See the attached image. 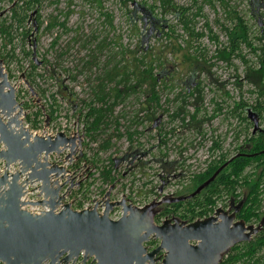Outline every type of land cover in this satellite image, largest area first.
I'll list each match as a JSON object with an SVG mask.
<instances>
[{
	"label": "rangeland",
	"instance_id": "1",
	"mask_svg": "<svg viewBox=\"0 0 264 264\" xmlns=\"http://www.w3.org/2000/svg\"><path fill=\"white\" fill-rule=\"evenodd\" d=\"M25 1L0 0V22L10 25V37L0 33V58L16 88L24 122L37 109L48 112L56 99L57 119L32 130L78 132L82 137L69 158V148L52 155L74 176L72 186L68 180L63 188L73 198V207L101 199L108 189L114 199L126 195L138 205L187 196L197 188L194 174L221 153L231 157L251 134L245 108L258 101L264 128V92L245 76L248 66L259 67L256 54L241 44L240 56L230 63L216 55L227 44L225 27L231 28L236 16L246 21L251 35L264 31V0H258L259 6L250 0H170L171 6L159 0H38L29 9ZM172 4L187 8L190 26L203 33L200 38L189 37L182 10L175 11ZM150 62L154 72L162 67L172 78L155 86V107L147 99L150 86L135 76ZM33 63L37 69L32 72ZM116 90H124L122 96ZM90 101L105 110L98 129L88 133L91 118L86 120L84 114ZM238 102L248 106L235 111ZM180 106L185 115L172 118ZM197 107L195 122L190 116ZM151 114L155 121L147 118ZM214 141L220 146L214 148ZM104 169L112 181L104 180ZM260 172L261 167L249 166L243 175L252 181ZM247 191L248 186L241 185L236 193ZM262 199L264 212V194Z\"/></svg>",
	"mask_w": 264,
	"mask_h": 264
},
{
	"label": "water",
	"instance_id": "2",
	"mask_svg": "<svg viewBox=\"0 0 264 264\" xmlns=\"http://www.w3.org/2000/svg\"><path fill=\"white\" fill-rule=\"evenodd\" d=\"M15 89L0 58V161L4 168L15 162L19 165L13 174L6 170L0 174V264H77L81 252V264H219L226 251L249 240L257 230L243 220L234 221V214L227 215V211L190 222L178 217L161 224L154 222L159 204L199 194L242 153L229 157L187 196L167 197L138 207L123 198L110 201L108 189L101 199L102 212L97 210L98 202L80 210L64 203L56 211L63 199L59 191L73 176L65 166L49 162L48 156L69 148V158L76 146H81L82 137L78 132L41 135L32 131L24 125ZM247 111L256 130L258 116L250 108ZM21 174L26 178L19 182ZM34 182L39 184L29 191L41 198L22 201L25 186ZM25 204L47 209L35 214L23 209ZM115 206L122 210L116 220L109 217ZM151 239L158 241L154 247L147 244Z\"/></svg>",
	"mask_w": 264,
	"mask_h": 264
},
{
	"label": "trees",
	"instance_id": "3",
	"mask_svg": "<svg viewBox=\"0 0 264 264\" xmlns=\"http://www.w3.org/2000/svg\"><path fill=\"white\" fill-rule=\"evenodd\" d=\"M162 5L168 4L171 6L170 0H159ZM38 0H27L25 1L26 8H32ZM252 3V1H250ZM154 6V5H153ZM173 9H181V21L183 23V27L187 31L189 37L193 39L200 38L203 33L194 31L193 27L190 26V21L185 15L187 8L183 7H175L173 4ZM153 9H149L148 12H152ZM177 11V9L175 10ZM14 16L16 15V11L14 10ZM144 18V17H142ZM23 18H19V22L22 21ZM152 20V18H150ZM34 21L37 23L36 28L39 29V16H36ZM209 31V25H206ZM51 27V25H49ZM153 28L155 25L152 26ZM10 25H5L4 22H0V33L5 35L6 37H10ZM226 35H227V44L219 47L216 51V55L218 58L228 61L229 63L232 60V57L240 56V45L245 44L248 45L253 53L256 54L259 62V67H250L248 66L246 69V78L250 79L254 83H256L260 87L258 88V92L263 94L264 92V31H259L257 35H251L250 28L247 25L246 21L240 17L236 16V23L233 26L225 27ZM167 34V33H166ZM25 35H29L28 31L25 32ZM193 37V38H192ZM211 38L215 41L218 40L216 35H211ZM253 40H257L260 44L254 45ZM258 52V53H257ZM13 56V53L12 55ZM46 63V59L43 61ZM37 69L35 63L32 64V72ZM154 66L150 62L148 66L144 69L138 71L135 76L138 82L143 83L147 82L150 86V94L148 96V101L155 106L159 105V97L156 93L155 86L158 82H162L166 84L168 80H171V75L168 74V71L160 67L156 72L153 71ZM170 75V76H169ZM128 90H135L133 88H128ZM127 90V91H128ZM195 90L199 91L198 88ZM117 96H122L124 90H116ZM67 98V97H66ZM99 98V97H98ZM68 99V98H67ZM100 99V98H99ZM198 98H196L195 103L198 102ZM74 100L70 97L69 102H73ZM248 106L246 102H238L235 103V111L236 108H244V106ZM88 110L84 114L86 120L88 121V125H86V130L88 133L92 131H96L99 127L100 122L102 121L103 111L105 108L103 107H95L90 101L87 103ZM250 109L258 116V125L260 126V120L263 117L261 115V102L258 101L255 105H250ZM49 111H42V109H37L31 117L30 114L26 115L25 120L29 124L31 129H36L40 127L41 122H53L57 119L59 114V106L56 103V99L53 97V103L49 105ZM108 108V107H106ZM246 109V115L244 116L245 121H249L250 124L252 122L249 120L248 109ZM199 108H196V112L191 114V120L197 121ZM182 114L185 115V109L183 106H180L174 115L171 117H176ZM147 118L154 121L156 117H153V114L148 115ZM184 119V118H182ZM253 126V124H252ZM131 135V133H129ZM217 141H214L213 147H219ZM238 152L242 153L234 157L216 176V178L201 192L191 198H188L183 201H179L176 203L168 204L169 206L163 209L159 214H179L178 216L181 218H187L188 221H192L196 215L202 217L203 215H207L210 210L216 205V202L224 197L236 196V190L238 186L246 185L248 186V191L245 193L246 195V203L245 206L241 209L240 217L244 219L245 222H248L251 218L250 216H257L263 212V202H262V183L264 182V152H260L264 150V128L258 129L254 134H251L247 137L242 145L238 147ZM251 153H256L255 155H250ZM227 155L225 153H221L218 158H213L207 169L203 172L196 173L193 175L194 187H198L201 183H203L206 179H208L213 172L224 162L227 161ZM253 166L255 169L261 167V172L255 180H249L246 175H243V171L249 167ZM246 176V177H245ZM102 177L104 180L112 181V176L109 175V171L104 169L102 172ZM80 204V203H79ZM179 212V213H178ZM158 216V214H157ZM190 216V218H188ZM264 248V236L262 235L256 240H251L248 242H242L238 246H233L230 248L223 257L222 261L219 264H264V259L262 250Z\"/></svg>",
	"mask_w": 264,
	"mask_h": 264
},
{
	"label": "built area",
	"instance_id": "4",
	"mask_svg": "<svg viewBox=\"0 0 264 264\" xmlns=\"http://www.w3.org/2000/svg\"><path fill=\"white\" fill-rule=\"evenodd\" d=\"M48 124V123H47ZM24 125L28 126L29 127V124L27 122H24ZM46 127V126H45ZM30 128V127H29ZM31 129V128H30ZM32 130V129H31ZM32 131H35V130H32ZM36 133L38 134H41V135H54L56 132H58L57 130L54 131L52 129H49V128H44L42 130H40L39 132L38 131H35ZM2 148V145L0 144V149ZM52 155H54V153H51L49 154L48 156V161L51 162V163H57L56 160L52 159ZM59 164V163H57ZM4 170H6L8 172V174H13L17 171H19V165L17 162L15 163H12L10 164L7 168H4L3 166V162L0 161V174H2L4 172ZM69 174L71 175V173L69 172ZM26 178V175L25 174H21L20 175V178H19V182H22L23 179ZM74 178V176H73ZM54 178H51V180H53ZM71 183V184H70ZM70 186H72V181H70ZM39 183L38 182H34L32 185H26L25 186V190L27 191L26 194L24 196H22L20 199L22 201H27V200H37L38 198H41V196L37 197L36 196V193L34 192H30L29 190L34 187V186H37ZM67 185V184H66ZM65 186V185H64ZM64 186L60 189L59 191V195H63V199L61 200V203L56 207V211L60 210L62 208V205L64 203H69L71 205L72 208L74 209H77V210H80V209H83V208H89L91 206L94 205L95 202H98V207H97V210L99 212H102L103 209H104V205H103V202L101 201V199H95L93 200L92 202H89L87 201L86 203H80L79 204V208H76V207H73L72 206V203H73V198H68L67 194H66V191H64ZM103 197V196H102ZM121 199V198H120ZM120 199H117V200H120ZM116 199H114L111 194H110V201H115ZM127 203L131 204V205H134V206H138V207H141L143 205H138V204H135L133 203L132 201H128ZM23 209H26L27 211L31 212V213H35V214H38L40 213L41 211L47 209L46 207L44 206H39V205H30V204H25L22 206ZM122 215V210H121V207L118 206V207H113L112 210L109 211V217L111 219H118L120 216ZM165 216H156L155 219H154V222L156 224H161L164 220H165ZM149 245V242L147 243ZM156 245V244H155ZM155 245H149L151 247H154ZM82 256H83V252H81L79 254V257H78V260H77V264H81V259H82ZM48 261H45L43 262V264H47ZM71 263V261L69 262V264Z\"/></svg>",
	"mask_w": 264,
	"mask_h": 264
},
{
	"label": "flooded vegetation",
	"instance_id": "5",
	"mask_svg": "<svg viewBox=\"0 0 264 264\" xmlns=\"http://www.w3.org/2000/svg\"><path fill=\"white\" fill-rule=\"evenodd\" d=\"M252 1V3H250V5H256V6H259L258 4V0H250ZM253 12V10H252ZM256 14H253L252 16H255ZM261 16V15H260ZM249 120L252 122L253 126H252V134L255 133L256 130H258L259 128L262 129L260 126L259 128H257L256 130H254V123H253V120L251 118H249ZM155 121V120H154ZM263 151V150H262ZM261 152V151H260ZM236 153H239L238 151ZM235 153V154H236ZM256 153H251L250 155H255ZM234 155V154H233ZM189 194V193H187ZM186 194V195H187ZM125 199L126 202L130 201V199L126 196V195H123L121 197V199ZM188 199V198H187ZM186 200V199H184ZM154 201V200H152ZM150 201V202H152ZM183 201V200H182ZM149 203V202H148ZM172 204V203H176V202H162L161 204H159L156 209L158 210V213H160L159 211H162V206L164 204ZM245 203H246V195L245 193L242 194V195H236V196H229L227 197L225 200H218L216 202V205L213 207V209L211 210L212 212L211 213H208L207 215H203L202 217H199L197 216L195 219H202V218H205V217H208V216H211V215H214L216 213L218 214H223L225 211H227V215H230V214H234V221H237V220H243L244 219L242 218V216L240 217V213H241V209L245 206ZM147 204V203H145ZM157 213V214H158ZM156 214V216H157ZM155 216V217H156ZM173 217H178V216H175L173 215L172 213L170 215L166 214L165 215V218H173ZM180 218V217H178ZM250 220L248 222H245L246 225H253V227L255 229H257L253 234H251V237L249 240L247 241H243V242H248V241H251V240H256L258 239L259 237H261L262 235L264 236V212L260 213L259 215H257L256 217L255 216H250ZM181 220H186L188 221V219L186 218H180ZM194 219V220H195ZM190 222V221H188ZM158 241L157 240H154V239H151L149 241V245H157ZM242 243V242H240ZM240 243L234 245V246H238L240 245ZM232 248V247H231ZM264 251V248L263 250ZM227 252V251H226ZM225 256V254L223 255V257ZM264 259V255L262 257ZM223 259V258H222ZM222 261V260H221ZM220 261V262H221Z\"/></svg>",
	"mask_w": 264,
	"mask_h": 264
}]
</instances>
